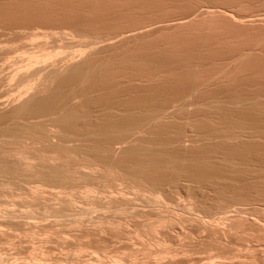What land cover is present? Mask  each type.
Listing matches in <instances>:
<instances>
[{
  "label": "bare ground",
  "instance_id": "6f19581e",
  "mask_svg": "<svg viewBox=\"0 0 264 264\" xmlns=\"http://www.w3.org/2000/svg\"><path fill=\"white\" fill-rule=\"evenodd\" d=\"M60 2L58 6L62 5ZM67 3L65 7L74 1ZM196 5L186 16L163 23L155 20L139 25V21L138 26L130 28L108 26L102 30L100 25L97 29L93 22L89 24L88 19L83 20L84 25L79 21L75 27L64 23L63 19L58 30L47 28L42 34L34 30L28 34L27 39L31 41L38 36L44 40L37 43L35 55L30 53L32 57L29 56L27 62L23 60L25 63L16 66L7 77L0 75V213L8 203L17 207L10 209L8 204L9 209L3 207L6 210L2 208L5 212L0 214L3 217L0 219V264H62L63 261L68 264H148L150 257L154 258V264H173L178 254L191 253L190 247H195L192 242L205 231L209 236L202 234L204 241L216 251H212L210 257L212 252L208 254L206 250L210 257L208 260L205 257L207 264H259L258 259H264V245L243 243V240H264V123L254 115L255 111L264 109V86L262 89L260 86L261 90L254 87L258 89V92L253 91L255 93L248 90L246 94L237 92L236 95V90L228 99H221L224 95L219 92L221 98L213 100L211 96L210 100L207 94L214 84L232 79L230 76L243 67L245 57H264V7L241 13L242 4ZM87 6V13L92 14L91 7ZM96 8L91 9L96 11ZM80 12L82 14V10ZM2 19L0 37H13L20 26L3 23ZM38 23L41 22L37 21V26ZM174 28L195 34L202 42L199 46L194 43V35H189V40L184 33V38L197 47L202 45L205 53L213 49L209 45L221 49L226 44L223 52L229 49L225 55L221 54L224 57L217 53L219 59L215 55L217 60L210 58L213 62L206 65L198 58L186 62L177 59L179 63L167 65L159 61L161 66L159 63L155 66L152 65L155 61L146 64V58L127 54L130 40L142 38L144 41L143 37ZM23 32L22 36L30 31ZM187 43L190 46L192 42ZM194 44L193 49L189 48L196 51L199 48L195 49ZM74 46L79 47L74 49ZM65 48L71 49L64 51ZM221 50L218 51L223 53ZM120 51L126 55L115 57ZM251 64L254 65L253 61ZM248 66L247 71L253 67ZM261 74L259 82L264 81V70ZM162 80L170 84L166 86L168 89L174 84L177 86L173 88H177L164 91ZM205 92L208 99L199 102L198 93L205 95ZM6 105L11 108L4 112ZM211 110L215 113L214 124L203 131L199 125L201 133L198 135L190 132L191 128L188 131L186 127L190 122L192 126L201 124L199 116L207 118ZM251 112V117L256 119H247L244 115ZM198 144L200 150L195 151ZM197 185L212 194L204 193L199 198L194 194ZM97 208L104 212L92 217L91 213L98 214L95 213ZM185 224L194 227L185 231ZM70 227L79 229V233L74 234L73 244L68 243L73 246L71 255L65 259L57 255L52 258L55 247L47 244L66 243ZM183 231L188 239L194 237V240L188 241V245L180 240L173 243L170 236L178 238ZM216 234L219 238L232 234L240 242L224 249L225 245L217 244ZM122 235L135 239L140 246L130 247L128 253L121 247L110 249L109 239L118 240ZM92 239L95 245H91ZM22 240L29 241L30 245L28 242V247L23 245ZM225 240L230 242L228 237ZM197 241L194 242L197 244ZM20 244L24 246L21 249L17 246L20 251L6 253L11 246ZM89 250L103 256H94ZM88 251V257L84 258ZM105 253L109 256L105 257ZM196 255L195 258H200Z\"/></svg>",
  "mask_w": 264,
  "mask_h": 264
},
{
  "label": "rangeland",
  "instance_id": "374dc122",
  "mask_svg": "<svg viewBox=\"0 0 264 264\" xmlns=\"http://www.w3.org/2000/svg\"><path fill=\"white\" fill-rule=\"evenodd\" d=\"M9 1V2H8ZM5 0V2H4V0L3 1H0V19L1 18H3L2 19V22L3 23H6V24H12L13 26H17L16 24H18V26H20L18 29H16L15 31H17L16 33H14L12 36L13 37H11V36H3V37H0V40H2V41H0V68H2V69H0V75L3 77V78H5V77H7L8 75H9V73H11L12 72V70L16 67V66H18V65H20V64H24L25 62H27L26 61V59L28 60L29 58H31L32 57V55L34 56L35 55V51H37V48H36V45H37V43L39 42H42V37L41 36H38V38H35V39H33L32 41L31 40H29V39H27V36H28V34H31V33H33V32H37L38 34H42L41 32H43L42 30H45L44 32H46V30H50V29H53V30H58V26H59V24L61 23V22H63L64 21V23H69V24H72L74 27L77 25V23H79V21H81V26L82 25H84V22H83V20H87L88 19V21H89V24H91L92 22H93V24H94V26L96 25L97 26V29H98V27H99V25H100V27H102V28H100V29H104V30H106V28L109 26H111L110 28H113V29H125V27L126 28H130V27H134V26H138V24H139V21L141 22L139 25H141V24H144V23H148V22H155V20H156V22H158L159 20V22L160 23H163V21H167V20H170V19H175V18H179V17H183V16H186L187 14H189V13H191L192 12V7H196L197 5L196 4H198V3H200V4H202V3H210V4H215V5H223V6H227V5H229V6H236V5H240V4H242V5H240L239 6V9H240V11H241V6H243V8H244V10L243 11H241V13H249V12H253L254 11V9L255 8H263L264 7V3H263V1L264 0H251V3H250V0H239V2H238V0H234L233 2H231L232 0H194V1H192V0H179V2H178V0H140V1H138V0H110V1H108V0H98L97 1V3H96V0H93V2H94V4H93V2H92V0H86L87 2H88V4H87V2H85V0H61V2L60 3H62V5L60 4V6H58L59 4V0H18V1H20V2H17V4H16V1L17 0ZM22 1V2H21ZM43 1V2H42ZM51 1V2H50ZM64 3H63V2ZM68 2L67 4L69 5L71 2H73L74 1V4L73 3H71L69 6H66L65 7V3L66 2ZM70 1V2H69ZM78 1V2H77ZM118 1H119V3H118ZM122 1V2H121ZM124 1H125V3H124ZM152 1V2H151ZM164 1H167V2H165L164 3ZM185 1V2H184ZM187 1V2H186ZM191 2L190 4H189V2ZM205 1V2H204ZM228 2L227 3V5H226V3L225 2ZM229 1H230V3H229ZM241 1V2H240ZM259 1V2H258ZM262 1V2H261ZM8 2V3H7ZM42 2V3H41ZM45 2V3H44ZM56 2V3H55ZM86 3V5L84 4V3ZM108 2H110V3H108ZM128 2V3H127ZM148 2V3H147ZM169 2V4L167 5V3ZM178 2V4H175V3H177ZM193 2H194V4H193ZM196 2H198V3H196ZM243 2L245 3V4H243ZM3 3V4H2ZM13 3V4H12ZM16 5H15V4ZM27 3V6L26 5H24V4H26ZM44 3V4H43ZM99 3V4H98ZM119 5H118V4ZM122 3V4H121ZM130 3H132V4H130ZM135 3L137 4V5H135ZM250 3V4H249ZM6 6H5V5ZM9 4V5H8ZM21 6H20V5ZM30 4V5H29ZM35 4V5H34ZM40 4V5H39ZM41 4H42V6H41ZM50 4H52V5H50ZM54 4H56V6H54ZM58 4V5H57ZM73 4V6L71 7V5ZM75 4H77V5H75ZM81 4V5H80ZM139 4V5H138ZM151 4V5H150ZM166 4V5H165ZM259 6H258V5ZM4 7H3V6ZM37 5H39V6H37ZM50 5V6H49ZM84 5V6H83ZM87 5H89L91 8H92V6L93 7H97L96 8V11L94 10V9H91L90 8V11L92 12V14H94L92 17H91V13H87V11L89 12V7L87 6ZM92 5V6H91ZM96 5H98V6H96ZM103 5V6H102ZM104 5H109V9H110V11H109V9L108 8H106V6H104ZM130 5H131V7H130ZM141 5V6H140ZM148 7H146V6ZM186 5L188 6L189 5V7H186ZM8 6H10V7H8ZM16 8H15V7ZM23 6V7H22ZM29 6V7H28ZM64 6V7H63ZM75 6V7H74ZM118 8H117V7ZM125 8H124V7ZM157 6V7H156ZM172 6V7H171ZM228 6V7H229ZM262 6V7H261ZM12 7V8H11ZM47 7H48V9H47ZM52 7H54V8H52ZM65 9H63V8ZM73 7H74V9H73ZM77 7V8H76ZM78 7H81V8H78ZM108 7V6H107ZM121 7V8H120ZM143 7H145V9L143 8ZM171 7V8H170ZM6 8V9H5ZM7 8H8V10H7ZM11 8V9H10ZM13 8H14V11H13ZM35 8V9H34ZM87 8H88V10H87ZM106 8V9H105ZM127 8H129V9H127ZM131 8V9H130ZM135 8V9H134ZM184 8H187V9H185V10H183ZM189 8H190V11H189ZM242 8V9H243ZM16 9V10H15ZM63 9V10H62ZM71 9V10H70ZM77 9V10H76ZM79 9V10H78ZM134 9V10H133ZM256 9V10H257ZM12 11L13 13H11L10 11ZM22 10V11H21ZM23 10H25V11H23ZM42 10V11H41ZM51 10H53V11H51ZM57 12H56V11ZM59 10H61V12L59 11ZM82 10V14H83V16H81L82 14H81V11ZM87 10V11H86ZM157 10V11H156ZM260 10V9H259ZM41 11V12H40ZM59 11V12H58ZM66 11V12H65ZM86 11V12H85ZM106 11V12H105ZM127 11V12H126ZM129 11V12H128ZM138 11V12H137ZM4 12V13H3ZM10 13V15H9V13ZM38 12V13H37ZM68 12V13H67ZM76 12V13H75ZM77 12H79V14L77 13ZM86 13V14H90V16L89 15H84V13ZM108 12V13H107ZM126 12V13H125ZM132 12V13H131ZM154 12V13H153ZM164 12V13H163ZM45 13V14H44ZM52 13V14H51ZM58 13V14H57ZM61 13V14H60ZM71 13V14H70ZM105 13H107L106 15H105ZM116 13V14H115ZM123 13H124V15H123ZM169 13V14H168ZM20 14H21V16H20ZM24 14V15H23ZM66 14V15H65ZM101 14H102V16H101ZM113 14H115V15H113ZM120 14H122V16L123 17H121V15ZM35 15V16H34ZM40 15V16H39ZM54 15H56L55 16V19H54ZM64 15V16H63ZM78 16V18H77V16ZM104 15V16H103ZM10 16V17H9ZM25 16V17H24ZM28 16V17H27ZM30 16V17H29ZM38 16V17H37ZM57 16H58V18H57ZM60 16V17H59ZM108 16V17H107ZM112 16L115 18H112ZM170 16V17H169ZM179 16V17H178ZM14 17H17L16 19L14 18ZM24 17V18H23ZM32 17V18H31ZM35 17V18H34ZM73 17V18H72ZM82 17H85V18H82ZM92 19H91V18ZM105 19H104V18ZM159 17V18H158ZM13 20H12V19ZM27 18V19H26ZM41 18V19H40ZM68 18H70V19H68ZM75 18V19H74ZM99 18H100V20H99ZM109 18H111V19H109ZM119 18V19H118ZM126 18V19H125ZM161 18V19H160ZM4 19H6L5 21H4ZM38 19H40V20H38ZM48 19V20H47ZM64 19V20H63ZM72 19V20H71ZM79 19V20H78ZM82 19V20H81ZM114 19V20H113ZM145 19V20H144ZM14 20H17L16 21V23L14 24L13 22H14ZM28 20V21H27ZM43 20V21H42ZM63 20V21H62ZM68 20V21H67ZM75 20H76V22H75ZM104 20V21H103ZM111 20L113 21V22H111ZM9 21H11L10 23H9ZM27 21V22H26ZM37 21L38 22H41V23H38L39 25L37 26ZM61 21V22H60ZM71 21V22H70ZM72 21H74L73 23H72ZM78 21V22H77ZM91 21V22H90ZM115 21V22H114ZM117 21V22H116ZM118 21H120V22H118ZM129 21V22H128ZM134 23H133V22ZM21 22V23H20ZM30 22V23H29ZM49 22V23H48ZM86 22V24H87V21H85ZM123 22V23H122ZM136 22V23H135ZM142 22H144V23H142ZM158 22V23H159ZM99 23V24H98ZM124 23H125V25H124ZM30 24V25H29ZM101 24H102V26H101ZM108 24V25H107ZM121 24V25H120ZM27 25V26H26ZM43 25V26H42ZM52 25V26H51ZM105 25H106V27H105ZM22 26H24L23 28H22ZM30 26V27H29ZM91 26V25H90ZM95 26V27H96ZM36 27V28H35ZM42 27V28H41ZM92 27H93V25H92ZM95 27H93V28H95ZM108 27V28H109ZM38 28V29H37ZM39 28H40V30H39ZM48 28V29H47ZM107 28V29H108ZM21 31L20 32V34L18 35V32L19 31ZM32 30H34L33 32H32ZM179 30L181 31V32H179ZM23 31H30L29 33H27L26 32V34L25 35H23L22 36V34L24 33ZM167 31V32H166ZM35 32V33H36ZM43 32V33H44ZM34 33V34H35ZM184 33H187V38H189V40H190V37H189V35H191L192 33H190V32H184V29L182 28V29H180V28H174V29H167V30H161V31H159L158 33H155V34H152V35H150V36H148V37H143V39H144V41L142 40V38H137L136 40L135 39H132V40H130L129 41V43H128V46L126 47L127 48V50H129L128 52H127V54L128 55H132L133 57L135 56V57H144V61H145V63L146 64H149V63H151V62H153V61H155V64L154 63H152V65H157L158 63H159V65L158 66H161L160 65V62H162L161 64H164V63H166V65H167V63L168 64H172V63H174V62H178V60L179 61H196L198 58H200V60H201V63L203 64V65H206V64H208L209 62L211 63V61L213 60V61H215V60H217V56L219 55V54H217V53H220V56H222V55H225L226 54V50H228V49H224L225 51L223 52V48H225L226 47V44H225V47L223 46V48H221V49H218L219 48V46H218V44L216 45V44H214V46L216 45V47L218 46V50H221L223 53H221L220 51H218L215 47H212L213 45H209L211 48H213L212 50H208V52H206L205 53V51H203V50H205V49H203V47H197L196 45L198 44V46L200 45V44H202V42H200V40L198 41V39H197V36L195 35V34H192L191 36H195V41H194V43H196V45L193 43V41H188V39L186 40L184 37L186 36V34H185V36H184ZM164 36V37H162V36ZM183 37H182V36ZM15 36H17V38L19 39H17ZM24 36H26L25 38H24ZM154 36V38H152ZM161 36V37H160ZM193 36V37H194ZM151 37V38H150ZM169 37V38H168ZM180 37H182V38H180ZM24 38V39H23ZM150 38V39H149ZM165 40H164V39ZM167 38V39H166ZM185 40H184V39ZM5 39V40H4ZM22 39V40H21ZM150 41H149V40ZM152 39H154L153 40V42H156V44H160V45H155V43H153L152 42ZM171 39H173L172 41H171ZM181 39H182V41H181ZM18 40V41H17ZM25 40H27V42L25 43ZM41 40V41H40ZM177 42V43H180V41H181V43L180 44H175V41ZM194 40V39H193ZM20 41H21V43H20ZM44 41V40H43ZM150 42V44L148 43V42ZM164 41V42H163ZM167 41V42H166ZM172 42V43H171ZM187 42H192L191 43V48L193 47L192 46V44H194L195 46H194V48L196 47V48H201L202 49V51H203V53H202V51L200 50V54H199V49H196V51L194 50H191V48H189L190 46H189V44L190 43H187ZM146 43V44H145ZM245 43V42H244ZM1 44L3 45L2 47H1ZM172 44V45H171ZM242 44V43H241ZM145 45V46H144ZM149 45V46H148ZM154 45V46H153ZM162 45H164V48L162 47L161 48V46ZM188 45V46H187ZM221 45V44H220ZM222 45H224V44H222ZM221 45V46H222ZM151 46V47H150ZM173 46V47H172ZM175 46V47H174ZM176 46H177V48L178 49H176ZM220 46V47H221ZM77 47H79V46H77ZM76 47V48H77ZM83 47V46H82ZM153 47V48H152ZM204 47H206V46H204ZM210 47L208 48V47H206V49L208 48V49H210ZM31 48H33V49H31ZM36 50H35V49ZM72 48H74V49H76L75 48V46L74 47H72ZM80 48H81V46H80ZM141 48V49H140ZM159 48H161V49H159ZM183 48H185V49H183ZM56 50H58L57 48H55ZM71 48H65L64 49V51H68V50H70ZM138 49V50H137ZM140 49V50H139ZM167 49L169 50V51H167ZM193 49V48H192ZM217 51L216 53H214L215 52V50ZM34 50V51H33ZM136 50V51H135ZM154 50V51H153ZM156 50V51H155ZM161 52H164V53H161L160 54V51ZM164 50V51H163ZM180 50V51H179ZM183 50V51H182ZM186 52H185V51ZM59 51H61L60 50V48H59ZM158 51V52H157ZM172 51H174V52H172ZM177 51V52H176ZM207 51V50H206ZM214 51V52H213ZM34 52V53H33ZM56 52H58V51H56ZM126 52V51H125ZM130 52L132 53V54H130ZM147 52V53H146ZM153 52V53H152ZM156 52V53H155ZM167 52V53H166ZM172 52V53H171ZM180 52V53H179ZM184 53V54H186L185 55V58H184V54H181V53ZM197 52V53H196ZM213 52V53H212ZM32 55H31V54ZM37 53H39V52H37ZM118 52H116V54H114L115 55V57H117V56H119V55H121V54H123V55H126V53L124 54V51H120L118 54H117ZM136 55H135V54ZM150 53V54H149ZM202 53V54H201ZM225 53V54H224ZM40 54V53H39ZM38 54V55H39ZM170 56H169V55ZM173 54V55H172ZM176 54V55H175ZM222 54V55H221ZM59 55H61V53L59 54ZM113 55V56H114ZM152 55V56H151ZM154 55V56H153ZM182 55V56H181ZM193 55V56H192ZM212 55H213V57L214 58H212ZM215 55H216V57H215ZM29 56H31V57H29ZM159 56V57H158ZM162 56V57H161ZM179 56V57H178ZM153 57V58H152ZM154 57H156V58H158V59H156V58H154ZM163 57H165V58H163ZM169 57V58H168ZM177 57V58H176ZM187 57V58H186ZM203 57H205V58H203ZM208 57H209V59H208ZM222 57H224V56H222ZM221 57V58H222ZM254 57V56H253ZM160 58V59H159ZM182 58V59H181ZM212 60H211V59ZM249 58H251L252 59V61H253V63H254V65L253 64H251V62L252 61H250L249 60ZM249 58H248V56L247 57H245L244 59L245 60H243V61H245V62H242V68L239 70V71H236L234 74H232L230 77H232V79H230L229 78V80L227 79V81H226V79H225V81L226 82H224V79H223V81H222V83L221 82H218V84L216 85V84H214V86L211 88H209L210 89V93L207 91V94L209 95L210 94V96L208 97V98H211V96H212V98H213V100L214 99H218L219 97L221 98V96H223V98H221V99H224V98H226V99H228V97L229 96H231V95H233V93L235 92V94L237 93V94H246V92L249 90V93H255L256 91L258 92V89H256L255 90V88H258L259 87V89H260V86H261V89L263 88L262 86H264L263 84V82H259V78L261 77V73H262V71L264 70L263 69V66L264 65H262L263 64V61H264V57L262 56V55H260V56H255V59H253L252 58V56H249ZM165 59V60H164ZM178 59V60H177ZM181 59V60H180ZM185 59V60H184ZM191 59H193V60H191ZM208 61H207V60ZM215 59V60H214ZM219 59V58H218ZM248 61H247V60ZM20 61V63H19V61ZM23 60H25V62L23 61ZM147 60V61H146ZM149 60V61H148ZM167 60H169V61H167ZM173 60V61H172ZM175 60H177V61H175ZM206 60V61H205ZM210 60V61H209ZM141 61V60H140ZM160 61V62H159ZM166 61V62H165ZM206 63H205V62ZM212 61V62H213ZM12 62H14V63H12ZM164 62V63H163ZM171 62V63H170ZM204 62V63H203ZM208 62V63H207ZM19 63V64H18ZM179 63V62H178ZM255 63H257L256 65H257V67L255 66ZM262 63V64H261ZM11 64V65H10ZM15 66H14V65ZM175 64V63H174ZM262 66H261V65ZM213 65V64H212ZM211 64H210V66H212ZM248 65H252L253 67H255L256 68V70H253L252 68L249 70V71H247V70H245V67H249ZM150 66H151V64H150ZM163 66V65H162ZM251 67V66H250ZM259 69H263L262 71L261 70H259ZM251 70L252 71H255V73H253L254 75H251L252 73H251ZM241 71H243L242 73H240ZM245 71H247L248 73H249V76L250 77H254L253 79L252 78H250L247 74L248 73H246ZM259 71H260V73H259ZM3 73V74H2ZM240 73V74H239ZM243 73H244V75H243ZM5 74V76H3ZM7 75V76H6ZM234 76V77H233ZM262 77H264V76H262ZM170 78H168V82L170 81L169 80ZM251 79H252V81H251ZM262 80H264V78L262 79ZM162 82H165V83H163L162 84ZM162 82H161V85H162V89H164V91H169L170 92V89H174V88H177V87H174L173 88V86L175 85H172V88H167V87H170V84L168 83V82H166L165 80H162ZM228 82V83H227ZM166 83H168V85L166 84ZM227 83V84H226ZM252 83H253V87H252ZM262 83V84H261ZM250 85V86H249ZM259 85V86H258ZM167 86V87H166ZM175 86H177V85H175ZM237 86L238 87H240V88H237ZM247 86H248V89H247ZM255 87V88H254ZM166 88V89H165ZM214 88H216V89H214ZM243 88H244V90H243ZM245 88H246V90H245ZM250 88H252V90L250 89ZM222 89V90H221ZM260 89V90H261ZM221 90V91H220ZM251 90V91H250ZM171 91H173V90H171ZM240 91V92H239ZM242 91V92H241ZM246 91V92H245ZM253 91H255V92H253ZM220 92V93H219ZM222 92V93H221ZM243 92H245V93H243ZM218 93L221 95H219L218 96ZM206 92H205V95L204 94H202V95H204L205 97H203L202 95H201V93L199 94L198 93V95H200V96H198V101L199 102H204L205 100H207L208 98L206 97ZM211 94H213V95H211ZM216 94V95H215ZM223 94V95H222ZM236 94V95H237ZM226 95V96H225ZM215 96H218L217 98H215ZM201 97H202V99H201ZM212 98L210 99V100H212ZM225 99V100H226ZM7 107V108H6ZM11 108V107H10ZM9 105H6V106H4L3 107V111L5 112V111H8L9 109ZM211 112L212 113H207L206 115H207V118H206V116L205 115H203L204 117H202V115H200L201 116V118H200V116H199V118H198V121L200 120V121H202V123L201 124H199L200 122H198L197 121V117L195 118V122H198L197 124H195V126H192L191 124V122L188 124V126L186 127L187 129H188V131H189V128H191V131L190 132H192V133H196L195 135H198V132L199 133H201L200 131H199V128L200 127H198L199 125L200 126H202V130L201 131H203V129H205V128H207V127H209V126H211V124L213 123L214 124V121L216 120V118H215V113H214V111L213 110H211ZM257 112V113H256ZM258 113H261V114H258ZM212 114V115H211ZM237 115H241V117H243L244 115L245 116H247L248 118L247 119H249V118H254V117H251V114H253V112H251V113H246V114H240V113H236ZM250 116H249V115ZM257 114V115H256ZM243 115V116H242ZM254 115L255 116H257L258 117V119H261V120H259V122L261 121L262 123H264V109H260L259 111H255L254 112ZM213 116V117H212ZM244 116V117H245ZM260 116V117H259ZM209 117V118H208ZM217 117V116H216ZM257 117H255L254 119H256ZM211 118H212V120H211ZM202 119V120H201ZM204 119L206 120V121H204ZM209 119V120H208ZM212 121V122H211ZM211 122V123H210ZM194 123V122H193ZM204 123V124H203ZM207 123H208V126H207ZM192 126V127H191ZM198 129V130H197ZM186 130V129H185ZM198 146V147H197ZM195 148L196 149H194L195 151H198V150H200V145L198 144V145H196L195 146ZM220 189V188H219ZM207 189L205 188V187H203V186H199L198 187V185H197V187L195 188V190H194V194L196 195V194H198V195H196V196H198L199 198H201L200 196H201V194H204V193H208L209 194V192H210V194H212V192L211 191H206ZM18 191V190H17ZM16 191V192H17ZM13 194H14V192H13ZM12 196H10V199H15L16 200V198H11ZM14 197H16V196H14ZM6 198V197H5ZM9 198V196L7 197V199ZM198 198V199H199ZM9 199V200H10ZM138 203H140V202H138ZM8 204H9V206H8ZM7 204V206L10 208L12 205V203H8ZM77 205H81V203H78ZM172 205V204H171ZM174 205V204H173ZM2 206V205H1ZM0 206V207H1ZM6 206V205H5ZM4 205H3V207H5ZM6 206V209H9L8 207ZM180 206H181V204H180ZM179 206V207H180ZM2 207V208H3ZM14 207V208H13ZM15 207H16V205H13L12 206V209H15ZM1 208V212L2 213H0V214H3V212H5V211H3V209L4 210H6L5 208H3L2 209ZM17 208V207H16ZM11 209V208H10ZM99 208H97V209H95V213H98V214H94V213H91V215H93L92 217H95L96 215H99V214H101V212H104L103 210L102 211H99L98 210ZM140 209V208H139ZM93 212V211H92ZM4 216V215H3ZM3 218V217H2ZM1 218V215H0V219H2ZM154 218V217H153ZM151 219H152V217H151ZM18 220V219H17ZM67 223H68V220H67ZM86 224V223H85ZM188 225V226H187ZM89 226V225H88ZM90 227V226H89ZM192 227H194V226H190L189 224H185V231L186 230H189V229H191ZM71 228H72V230H71ZM132 228V227H131ZM69 230H67L68 232V234H70L69 236L67 235V233H66V235L67 236H65V237H68L67 238V240H66V243H64V244H62L61 246L60 245H58V244H55L54 242H52V243H50V244H47V245H51V246H53V247H55V249L52 251V253H51V257L52 258H54V257H57V256H59V258H61V259H65V258H67L68 256H70L71 255V253H72V248H73V246L71 245V246H69L70 244H73V242L76 240V238L74 237V234H76V233H79V229L78 228H76V227H70V228H68ZM175 229V228H174ZM71 230V231H70ZM206 232V231H205ZM204 232V233H205ZM183 233V235L182 234H179L180 236H178V238H175V237H177V236H170L171 237V240H172V242L173 243H175V241H178V240H180V241H182L181 243L182 244H185V245H188V241L191 243L192 241V238H193V240H194V237H192V238H190L189 237V239H188V237H186V235L184 234V231L182 232ZM204 233H201V235L202 234H204ZM171 234H173L174 235V233H171ZM199 234V233H198ZM185 235V236H184ZM195 235V237H196V234H194ZM193 235V236H194ZM197 236V237H199V238H196L194 241H196V240H198L197 241V244H196V242H192L194 245H195V247L194 246H192V247H194V249L192 248V247H190V245L188 246V249H189V247L191 248L190 250H189V252H191L189 255L186 253V254H182L183 256H181V254L178 256L177 255V257L179 258H174L175 260L173 261V264L175 263V264H189V262H190V264L192 263V264H201V263H205V261H207L208 260V258H210L211 257V255H213V252H216V251H214V249L212 250L210 247H212V246H210L209 244H208V242L205 240L204 241V239H206L205 238V236L207 235L206 233L204 234V235H202V236ZM217 235V236H216ZM215 235V238L217 237V239H218V241H219V243H217V244H222L223 246L225 245V247H223L224 249L225 248H228V247H235L236 246V242L239 244V240H237V238L236 237H233V235L232 234H230L231 236H229V234H227L228 236H225V238L226 237H228V241H230V242H227V240H225V238L224 237H222L221 236V234H220V236H221V238H219V235L218 234H216ZM105 236L106 237H108V234H105ZM110 236V235H109ZM207 236H209V235H207ZM179 237H180V239H179ZM185 239H184V238ZM230 237H233L236 241L234 242V239L233 238H230ZM109 238V237H108ZM174 238V239H173ZM201 238V239H200ZM204 238V239H203ZM222 238H224V239H222ZM229 238H230V240H229ZM69 239V240H68ZM187 239V240H186ZM199 239H200V241H199ZM208 239H209V237H208ZM220 239H222L221 240V242H220ZM232 239V240H231ZM261 240L260 242H259V240ZM258 239H251V241H249V240H243L244 242V244L246 245L247 243H250V245L249 246H252V245H258V244H262V245H264L263 244V242H264V240L261 238H258ZM93 240V239H92ZM131 240V241H130ZM202 240V241H201ZM223 240H225L224 242L227 244H223ZM73 241V242H72ZM110 241V242H109ZM109 247H110V249H112V248H116L117 247V249H118V247H121V249H122V251L124 250V252H126V253H128V251H129V248L130 247H133V246H135V245H137V244H139L135 239H127L126 238V236H121L120 237V239H116L115 240V238H113V240H112V238L111 239H109ZM258 241V242H257ZM16 242V241H15ZM29 243V245H30V242L29 241H25V240H22L21 241V243L23 244V245H27L28 243ZM69 242H71L70 244H68ZM205 242H206V244H207V246H205L206 244H205ZM210 242V241H209ZM247 242V243H246ZM216 243V242H215ZM16 244H18L17 242H16ZM22 244H20L21 246H19V245H14V246H11L10 248H9V251L7 252L6 251V253L7 254H14V253H12V252H18V251H20V249L21 248H24V246H22ZM54 244H55V246H54ZM96 244V241L95 240H93L92 242H91V245H95ZM111 244H113V245H111ZM220 244V245H221ZM252 244V245H251ZM29 245H27V247L29 246ZM210 247H209V246ZM20 248V249H18V247ZM123 246V247H122ZM139 246H140V244H139ZM214 246V245H213ZM248 246V247H249ZM17 247V248H16ZM26 247V246H25ZM187 247V246H186ZM204 247H205V249H204ZM206 247H209L210 249H211V251H210V249H206ZM120 249V248H119ZM244 251H243V250ZM241 250L245 253V249L244 248H242ZM16 250H18V251H16ZM200 250H202V251H200ZM206 250H209L208 251V254H209V252L211 253L212 251V254H209L210 255V257H207L208 256V254H207V251ZM248 250V249H247ZM90 252L92 251V250H89ZM85 252L84 254H85V256H84V258H86V257H88V256H86V255H88L90 252ZM249 251V250H248ZM200 252H201V254H200ZM242 252V254H244ZM94 256H103V255H101V253L100 252H91ZM96 253V254H95ZM108 253V252H107ZM125 253V254H126ZM203 253V254H202ZM246 253H247V251H246ZM60 254H61V257H60ZM109 255H110V253H108ZM108 254H106L105 253V257H107V256H109ZM196 254H198L199 256L198 257H200V258H195L197 255ZM215 254V253H214ZM57 255V256H56ZM107 255V256H106ZM184 255H187V256H184ZM196 255V256H195ZM245 255V254H244ZM79 256H81V252H80V254H79ZM195 256V257H194ZM205 257H206V259L207 260H205ZM215 258V257H214ZM178 259V260H177ZM181 259V260H180ZM186 259H187V261H186ZM195 259V260H194ZM212 259H213V257H212ZM189 260H191V261H189ZM205 260V261H204ZM264 261V259H258V263L260 264H264V262H262V261ZM148 264H154V258H152V257H150V258H148ZM181 261H183L182 263H181ZM204 261V262H203ZM166 262V260L164 261V263ZM185 262H188V263H185ZM62 264H68L67 262H65V261H63L62 262ZM205 264H207V263H205Z\"/></svg>",
  "mask_w": 264,
  "mask_h": 264
}]
</instances>
